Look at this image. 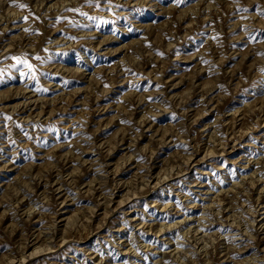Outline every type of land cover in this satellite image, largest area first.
<instances>
[{
	"label": "rangeland",
	"instance_id": "1",
	"mask_svg": "<svg viewBox=\"0 0 264 264\" xmlns=\"http://www.w3.org/2000/svg\"><path fill=\"white\" fill-rule=\"evenodd\" d=\"M0 264H264V0H0Z\"/></svg>",
	"mask_w": 264,
	"mask_h": 264
},
{
	"label": "snow or ice",
	"instance_id": "2",
	"mask_svg": "<svg viewBox=\"0 0 264 264\" xmlns=\"http://www.w3.org/2000/svg\"><path fill=\"white\" fill-rule=\"evenodd\" d=\"M20 7H22V8H23V7H25V5H20Z\"/></svg>",
	"mask_w": 264,
	"mask_h": 264
}]
</instances>
